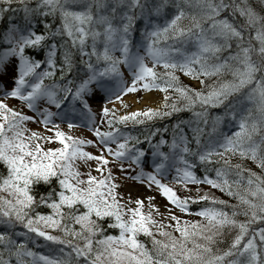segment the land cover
<instances>
[{
	"label": "trees",
	"instance_id": "obj_1",
	"mask_svg": "<svg viewBox=\"0 0 264 264\" xmlns=\"http://www.w3.org/2000/svg\"><path fill=\"white\" fill-rule=\"evenodd\" d=\"M61 1L0 0V55L15 43L22 45L28 79L42 63L47 71L43 79L35 78L37 89L66 100L79 82L98 69L108 71L120 57L97 60L89 46L91 28H104L97 8L106 16L111 4L94 0L90 5L82 45ZM135 12L142 24L148 14ZM149 21L152 29L127 34V44H140L155 58L177 55L173 63L151 71L148 89L167 97L158 109L144 113L104 112L100 132L120 136L119 156L151 151L161 166L177 161L189 174L185 182L200 188L161 185L159 194L186 214L204 218L210 232L177 244L167 234L153 236L147 228L156 226L145 206L124 211L115 199L111 207L97 188L81 182L70 162L81 139L58 130L56 142L50 141L55 148L44 150V142L37 148L11 146L3 116L0 226L9 223L12 229L0 227V264H39L35 255L44 248L34 240L39 246L53 243L59 251L42 264H264V234H257L264 233V0H166ZM220 117L239 127L217 135L214 121ZM213 134L218 141L197 160ZM236 137L243 139L233 143ZM181 141L186 152L179 159L171 149ZM127 212L132 221L123 217ZM15 231L23 237L15 240Z\"/></svg>",
	"mask_w": 264,
	"mask_h": 264
},
{
	"label": "rangeland",
	"instance_id": "obj_2",
	"mask_svg": "<svg viewBox=\"0 0 264 264\" xmlns=\"http://www.w3.org/2000/svg\"><path fill=\"white\" fill-rule=\"evenodd\" d=\"M153 0H105L103 5L111 4L113 10L110 11L106 16L100 14L101 8H98V17L101 19L104 28L101 32L95 31L92 27L90 30V38L92 43H99L106 48L105 43H108L111 40V50L112 52L104 54H114L117 55L119 45L116 44L112 39L117 35V26L118 22H123L125 25L131 22L130 11L134 6L140 4V10H146L155 13L156 10L152 7L149 8L150 2ZM103 2V1H102ZM63 7L67 10V16L74 21L76 25L78 35L82 36L83 34V20L85 15L88 14L90 5L93 4L92 0H62ZM253 6V4H252ZM211 12L215 13L214 10ZM138 22V19L136 20ZM144 23V22H143ZM143 27V26H142ZM226 32V31H225ZM224 32V33H225ZM223 34V33H222ZM14 47L9 53L8 56L3 58L2 70L4 71V84L0 89L12 88L13 92L23 96L26 94L25 89L21 90L18 85L16 66L19 63L17 55L20 50ZM248 61V60H247ZM151 61L142 57L141 59H136L130 57L127 59L125 66H121L119 70L114 75V78L110 81L105 80H92L88 84H83L81 92L85 94L88 92L98 93L106 99L99 106H94L101 109H115L119 112H133V111H143L145 108H157L160 106L164 100L163 95L159 91L150 92L156 101L153 106L143 105L141 109H135V104L130 99L135 98L136 102L142 100L140 93L143 90V86L149 80V67L151 66ZM187 81V80H186ZM185 81V82H186ZM191 82V81H190ZM193 87H199L198 82H191ZM1 94V91H0ZM9 108H18L17 106L24 109V112L28 114L31 118L28 122L19 124L23 134L29 136V143H35V145L44 142V150L47 147H57V144H54L50 141L56 142V135L51 133V129H54L59 126L68 125L73 123L74 126L71 128L72 131L77 133V135H84L89 143H93L95 147H86L85 150L88 154H94L96 157L100 158L103 154H107L105 146L111 143L110 139L104 137H98L96 134V124L98 123L97 119L99 114H93L92 122H89L88 119H83L81 113H76L72 111L64 112L62 109L58 108L57 110L53 109L50 102L46 103V99H26L24 100L23 106L18 105L15 102V99H8L5 103ZM264 117V116H263ZM223 119H220L219 124L222 123ZM264 126V122L261 123ZM212 144V143H210ZM80 155H74L70 159L73 166L81 174V182H87L91 187L97 188L99 193L104 195L103 199L105 203L111 204V207L114 206L115 199L118 198V202L121 207L126 209H136L137 205L143 204L145 210L149 212L150 220L153 224L152 228H147L153 236L169 235V240H172L177 244L179 240L182 243H191L193 241L199 240L203 235L210 232V227L204 218L193 217L192 215H186L184 212H178L171 205H168L161 196L155 192L156 182L162 180L164 182H169L173 184H179L176 180H179L180 175L175 170L169 171H159L155 168H150L149 165L138 169L137 167H129L128 169H116L112 172V175L106 174L104 171H99V166L101 165L96 158L89 160L87 157L84 158ZM109 160L110 157L107 156ZM140 172V174H138ZM74 176H72L73 180ZM75 180V178H74ZM98 185H95L97 184ZM200 187L194 186L190 187L189 190L196 191ZM114 195H113V194ZM117 196V197H116ZM123 214V211L121 212ZM175 215V216H172ZM132 214L128 212L124 216L126 221H132L130 219ZM0 227L3 229H11V226L2 224ZM146 228V226H145ZM180 233V234H178ZM261 235V232L258 233ZM210 236V235H209ZM35 245L39 244L37 240H34ZM180 243V244H182ZM179 244V243H178ZM39 248H44V251L38 253L37 262L42 264L45 262L46 258L48 259L51 256V250L53 248V243L43 242ZM58 254V253H57Z\"/></svg>",
	"mask_w": 264,
	"mask_h": 264
},
{
	"label": "bare ground",
	"instance_id": "obj_3",
	"mask_svg": "<svg viewBox=\"0 0 264 264\" xmlns=\"http://www.w3.org/2000/svg\"><path fill=\"white\" fill-rule=\"evenodd\" d=\"M139 8H140V4L137 7L133 8L132 10L136 11V10H139ZM86 97L90 99L92 102H94L95 104H98L102 100V97L96 95V93H88ZM130 100L134 102L135 109L140 110L141 107H143V105L153 106L156 101V97H154V95L152 94H145L143 95L142 100L139 101L138 103L136 102L135 98H132Z\"/></svg>",
	"mask_w": 264,
	"mask_h": 264
}]
</instances>
